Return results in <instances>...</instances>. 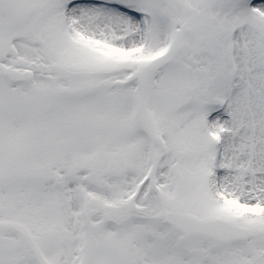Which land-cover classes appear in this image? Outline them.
Wrapping results in <instances>:
<instances>
[{
    "label": "snow or ice",
    "instance_id": "obj_1",
    "mask_svg": "<svg viewBox=\"0 0 264 264\" xmlns=\"http://www.w3.org/2000/svg\"><path fill=\"white\" fill-rule=\"evenodd\" d=\"M0 264H264V0H0Z\"/></svg>",
    "mask_w": 264,
    "mask_h": 264
}]
</instances>
